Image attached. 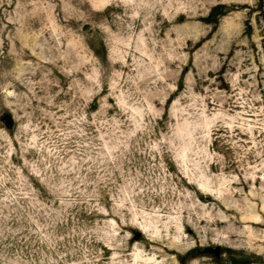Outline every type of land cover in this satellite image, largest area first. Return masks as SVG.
<instances>
[{"label":"rangeland","instance_id":"obj_1","mask_svg":"<svg viewBox=\"0 0 264 264\" xmlns=\"http://www.w3.org/2000/svg\"><path fill=\"white\" fill-rule=\"evenodd\" d=\"M0 264H264V0H0Z\"/></svg>","mask_w":264,"mask_h":264}]
</instances>
